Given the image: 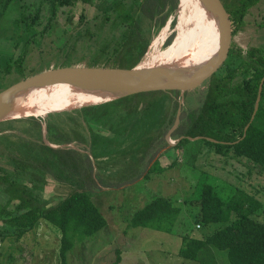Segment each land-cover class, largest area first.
I'll list each match as a JSON object with an SVG mask.
<instances>
[{"label":"trees","instance_id":"1","mask_svg":"<svg viewBox=\"0 0 264 264\" xmlns=\"http://www.w3.org/2000/svg\"><path fill=\"white\" fill-rule=\"evenodd\" d=\"M227 1L234 37L246 25L252 9L264 0ZM14 3H19V12L13 29L15 37H22V43L11 42L12 52H19L5 57L3 74H14L20 80L55 63L87 60L92 66L139 65L154 36L175 13L179 0H0V24ZM61 14L63 24L59 21ZM258 26L264 28V13ZM172 38L173 34L166 45ZM47 39L56 52L54 58L44 60L45 54L41 53L48 45ZM36 46L40 49V68L28 64ZM228 53L210 78L190 90L196 92V104L189 110L183 105L173 137H185L174 149L180 150L190 141L186 136H203V142L216 153L226 156L231 152L264 169V82L255 112L264 78V43L243 49L232 40ZM7 87H0V91ZM180 95L179 90L142 92L52 112L46 117L29 115L0 121V242L10 237L21 239L44 218L59 228V262L68 264V252L76 240L94 235L108 222L87 190L93 182L91 158L60 146L74 140L86 146L92 139L103 169L111 155L107 151L130 150L133 157L142 153L144 158H153L168 144L165 136L174 125ZM44 124L50 144L44 139ZM59 183L72 190L52 203L56 195L49 197L47 188ZM245 195L234 205L238 212L230 220L229 208L214 187L202 186L195 200L199 211L194 222L199 226L227 222L207 236L192 234L183 208L163 195L154 196L138 208L131 224L178 235L181 246L175 255L196 264H264V221L253 217L264 213V202L256 195ZM182 225L186 230L180 228ZM121 261V251L117 250L112 264Z\"/></svg>","mask_w":264,"mask_h":264},{"label":"rangeland","instance_id":"2","mask_svg":"<svg viewBox=\"0 0 264 264\" xmlns=\"http://www.w3.org/2000/svg\"><path fill=\"white\" fill-rule=\"evenodd\" d=\"M181 4L182 0H179L175 13L154 36L152 45L149 46L145 54L144 63L168 64L165 55L166 49L175 42L181 27L186 24L187 14L191 11L189 7L182 10ZM18 6L19 3L18 5L14 3L0 24L1 88L7 85L9 87L21 80H18L14 74L6 76L3 74V67L8 59L5 57L13 53L16 56L19 52H12L11 42L17 41L18 45L22 43V37H15L17 34H14L13 29L14 17L19 12ZM184 12L186 15H183ZM263 13L264 1L252 9L246 25L234 35L233 42L236 46L246 49L252 44L264 43V28L258 26ZM77 18L75 19L77 20ZM173 20H175L174 24ZM59 21L62 24L65 22L63 14L60 15ZM172 34L171 43L166 45L167 38ZM180 41L181 38L179 43ZM47 42L48 45L41 53L45 54L44 60L48 57L54 58L56 52L55 48H51L53 46L51 41L47 39ZM179 43L177 46L173 44V52H178ZM36 47L28 57V64L31 67L40 68L37 66L40 61L38 58L40 49L38 46ZM180 50L179 54L182 53V45ZM182 57L183 54H181ZM83 63L89 65L87 60L80 62V64ZM191 91L187 95L185 93L186 97L184 96L183 100L184 108L187 110L196 104V92ZM182 98L183 95H180V101ZM101 99L100 95L88 100L80 98L79 105L96 103ZM71 110L74 109L66 111ZM49 113L40 116L46 117ZM203 138H189L190 141L185 143L180 150L174 149L175 144H170L166 138L168 144L157 151L153 158L151 156L144 158L142 153H136V157H133L130 150L127 153L125 151L118 153H114L113 150L107 151L108 156L110 154L114 156L110 155V158L105 160L104 169L100 162L97 144L95 145L92 139L86 146L78 144L76 140L60 146L79 150L91 158L93 170L90 180H93L94 183L89 184L87 190L94 201L93 203L99 207L108 222L106 227L94 235L86 237L84 240H76L75 245L68 252V264H112L116 259L117 250H120L122 254L121 264H196L193 260L182 259L175 255L181 246V238L178 235L131 224L134 212L156 195L171 197L176 204L183 208V216L189 222L190 232L193 228L194 233L192 232V234L195 236H207L216 228L227 223L212 222L199 226L194 222V217L199 211L195 200L200 197L203 185H212L225 201L229 208L227 213L230 220L236 218L238 211L234 210V205L245 198L247 196L245 194L256 195L257 199L264 202V169L246 158L234 156L231 152L226 156L216 153L213 148L203 142ZM178 139L174 138L172 134L170 140L177 142ZM71 190V187L63 183L47 188L49 197L56 195L52 203ZM253 217L264 221V213L253 215ZM180 228L186 230L185 225ZM60 243L59 228L43 218L36 228L21 239L13 240L10 237L4 242H0V264H60ZM222 259L224 258L222 257Z\"/></svg>","mask_w":264,"mask_h":264},{"label":"water","instance_id":"3","mask_svg":"<svg viewBox=\"0 0 264 264\" xmlns=\"http://www.w3.org/2000/svg\"><path fill=\"white\" fill-rule=\"evenodd\" d=\"M203 1L214 20L215 41L213 48L198 65L193 64L186 71L171 69L172 66H175L174 64H149L144 62L132 68L92 66L86 63L52 65L0 91V121L29 116L18 114L20 103L29 92L31 93L39 84L50 79H75L87 86L88 91L94 93L106 92L104 95L107 97L103 99L104 101L73 107V109L142 92L179 90L183 98L180 101L174 125L166 136L170 144L177 145L185 136H181L177 142H172L170 139L180 125L185 93L199 87L224 64L233 40V20L228 1ZM263 82L264 78L261 81L255 112L259 106ZM42 131L46 143L50 144L46 137L45 124ZM197 137L203 138V136ZM197 137L188 136L190 139H196ZM212 140L215 141V139Z\"/></svg>","mask_w":264,"mask_h":264},{"label":"bare ground","instance_id":"4","mask_svg":"<svg viewBox=\"0 0 264 264\" xmlns=\"http://www.w3.org/2000/svg\"><path fill=\"white\" fill-rule=\"evenodd\" d=\"M187 7L191 8V11L187 14L186 24L181 27L175 42L168 46L165 53L167 63L174 64L171 69L175 71H186L189 66L201 63L213 48L215 41L214 20L204 1L182 0V10ZM183 15H186V12ZM178 43V52H173V44L177 46ZM181 45L182 58L179 54ZM105 93L88 91L87 86L75 79H50L29 92L20 103L18 114L40 116L49 112L70 110L83 105L78 103L80 98L88 100L100 95L102 99L98 102L104 101L107 97Z\"/></svg>","mask_w":264,"mask_h":264}]
</instances>
